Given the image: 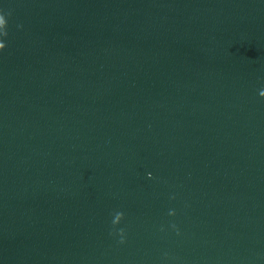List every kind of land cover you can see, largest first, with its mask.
Wrapping results in <instances>:
<instances>
[{
	"label": "water",
	"instance_id": "95a60500",
	"mask_svg": "<svg viewBox=\"0 0 264 264\" xmlns=\"http://www.w3.org/2000/svg\"><path fill=\"white\" fill-rule=\"evenodd\" d=\"M0 12V264H264V0Z\"/></svg>",
	"mask_w": 264,
	"mask_h": 264
},
{
	"label": "clouds",
	"instance_id": "9594fccd",
	"mask_svg": "<svg viewBox=\"0 0 264 264\" xmlns=\"http://www.w3.org/2000/svg\"><path fill=\"white\" fill-rule=\"evenodd\" d=\"M7 27H8V22L6 23L5 20L3 19V17L0 16V52H2L5 49V47H6L3 38L6 37V35H7V31H6ZM261 98H264V93H261ZM168 215L169 216H174L175 212L174 211H170L168 213ZM118 235L120 237L119 242L121 244H123L124 243V235H125L124 231L122 230Z\"/></svg>",
	"mask_w": 264,
	"mask_h": 264
},
{
	"label": "snow or ice",
	"instance_id": "6c2138e0",
	"mask_svg": "<svg viewBox=\"0 0 264 264\" xmlns=\"http://www.w3.org/2000/svg\"><path fill=\"white\" fill-rule=\"evenodd\" d=\"M0 16L3 17V19L5 20L6 23L8 22L7 17H6V15L3 12H0Z\"/></svg>",
	"mask_w": 264,
	"mask_h": 264
}]
</instances>
